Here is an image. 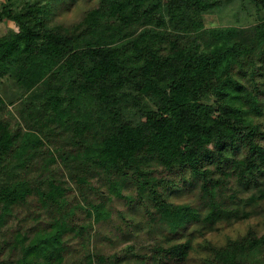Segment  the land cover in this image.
Returning a JSON list of instances; mask_svg holds the SVG:
<instances>
[{
	"label": "trees",
	"instance_id": "16d2710c",
	"mask_svg": "<svg viewBox=\"0 0 264 264\" xmlns=\"http://www.w3.org/2000/svg\"><path fill=\"white\" fill-rule=\"evenodd\" d=\"M249 1L264 12V0ZM102 5L114 16L115 35L84 44L50 28L43 9L0 11V22L19 28L0 34V79L14 75L26 91H41L24 102V125L0 130V229L16 215L12 207L27 206L31 198L63 210L65 194L72 192L68 176L98 223L111 217L107 205L118 199L160 230L161 241L148 254L128 248L126 258L186 264L195 239L237 215L238 207L264 204V124L238 100L247 98L252 113L264 117V19L246 36L205 29L213 0ZM120 23L133 30L124 34ZM210 93L232 100L215 107L205 101ZM63 139L78 160L67 173L54 167L59 161L48 145ZM177 192L196 202L169 201ZM72 219L61 215V237L73 229ZM121 220L129 229V220ZM38 247H27L24 258ZM207 247L213 264H264V234L252 230L226 247ZM249 257L258 259L251 263ZM0 264L12 262L0 258Z\"/></svg>",
	"mask_w": 264,
	"mask_h": 264
},
{
	"label": "rangeland",
	"instance_id": "374dc122",
	"mask_svg": "<svg viewBox=\"0 0 264 264\" xmlns=\"http://www.w3.org/2000/svg\"><path fill=\"white\" fill-rule=\"evenodd\" d=\"M213 1L216 6L203 17L205 29H236L246 36H251L254 27L264 19V12L252 1ZM102 6V0H0V11L4 7H9L15 12L37 8L45 10L46 24L50 28L83 44L113 39L114 16ZM128 25L120 23L124 34L127 30H133ZM132 26L138 28V25ZM18 32L19 28L14 22H0V34H17ZM257 65L258 67L262 65L260 60ZM21 85L14 75H7L0 79V97L6 105V108L0 109V130L6 125L11 131L15 130L19 124L24 125L21 116L25 113L24 102L30 100L33 92H41L39 88L26 91ZM225 99L222 95L210 93L205 101L217 107L223 105ZM246 99L238 98L241 105L245 106L248 115L255 122L264 124V117L255 116L251 111L250 101ZM226 100L232 99L227 97ZM74 132L77 133L76 130ZM62 141L60 145L49 143L48 145L51 146L49 148L51 155L59 161V164L54 167L62 168L67 173L70 165H78V160L72 159L74 156H69L67 151L69 148L64 149L66 140ZM66 157L71 160L70 164H66L63 160ZM34 173L37 172L34 171ZM66 180L72 192L65 194L66 202L63 210L54 205H44L32 198L29 199L27 206L12 207V213L16 215L9 218L7 224L0 229V258L9 260L12 264L24 259L25 264H101V258L107 257V264H113L114 261L111 258L118 257L120 261L114 264H143L139 258H126V251L132 248L137 254H148L151 245L161 241L160 230L150 229L140 213L131 210L118 199H114L112 204L107 205L110 206L111 217L103 223H98L95 217H89L82 207L85 204L77 186L68 176ZM96 182L94 181L95 186H97ZM104 190L107 195L106 189ZM93 196L94 194H90L91 198ZM240 196L247 198L249 194L243 193ZM168 199L178 204L196 202L194 196H187L183 192L172 193ZM64 212L73 215L71 224L74 227L63 231L61 237L62 225L59 221ZM238 212V216L233 214L230 219L219 222L203 238L195 239L186 264H213L207 247L209 244L226 247L230 243L242 240L251 230L259 237L264 234L263 203L247 208L240 206ZM62 217L66 221L65 216ZM121 217L129 220L128 222L131 223L129 229L125 228L126 222H123ZM137 222L142 227L136 226ZM115 226L121 227L123 232L118 231ZM34 242L39 243V247L35 248L30 256L24 258V250ZM255 255L258 254L255 253ZM257 259L258 257L255 260L249 257L248 262L255 263Z\"/></svg>",
	"mask_w": 264,
	"mask_h": 264
}]
</instances>
